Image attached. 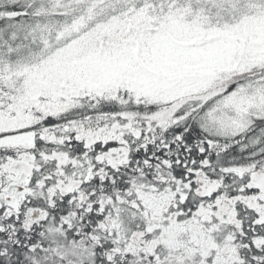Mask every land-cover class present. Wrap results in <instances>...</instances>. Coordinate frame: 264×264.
I'll return each instance as SVG.
<instances>
[{
	"label": "snow or ice",
	"instance_id": "6c2138e0",
	"mask_svg": "<svg viewBox=\"0 0 264 264\" xmlns=\"http://www.w3.org/2000/svg\"><path fill=\"white\" fill-rule=\"evenodd\" d=\"M0 264H264V0H0Z\"/></svg>",
	"mask_w": 264,
	"mask_h": 264
}]
</instances>
